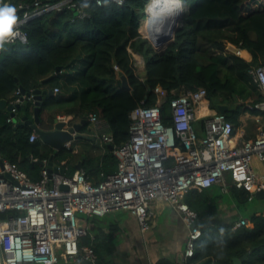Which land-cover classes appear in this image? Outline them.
<instances>
[{
  "label": "trees",
  "instance_id": "obj_1",
  "mask_svg": "<svg viewBox=\"0 0 264 264\" xmlns=\"http://www.w3.org/2000/svg\"><path fill=\"white\" fill-rule=\"evenodd\" d=\"M34 1L10 0L9 5L23 3L30 8ZM149 1L72 0L75 6L28 19L22 26L26 42L1 45L0 98L13 102L21 95L20 85L26 92L52 88V94L42 93L38 109L41 127L51 128L60 111L78 118L97 112L107 119L117 144L128 137L130 111L140 103L157 102V85L166 92L159 102L165 123L169 120L170 98L202 86L206 88L210 108L215 109L217 103L228 105L224 113L234 128L240 125V114H257L260 110L255 103L263 95L248 70L264 63V0H181L184 7L173 38L162 50L153 49L138 30ZM78 9L88 16H79ZM225 43L247 49L250 60L243 58H249L245 50L237 49L239 56L226 50ZM130 50L143 56L144 75L136 74ZM119 72L125 75L129 88L121 86ZM33 108V100L25 95L16 113L29 116ZM9 116L6 108H0L2 158L15 162L30 178L38 180L43 165L33 158L48 160L53 154L61 173L73 174L72 148L55 150L39 140L31 141L30 127H15L14 121H7ZM81 129L93 135L86 124ZM99 162L93 156L82 160V168L94 175V182L117 168L116 156L111 151L102 156L101 166ZM108 163L116 168L106 170ZM184 199L201 219L216 210L215 204H207L205 188L191 187ZM233 225H201V236L188 262L233 264L234 257L247 254L242 264H264L263 213L253 214L246 224Z\"/></svg>",
  "mask_w": 264,
  "mask_h": 264
},
{
  "label": "built area",
  "instance_id": "obj_2",
  "mask_svg": "<svg viewBox=\"0 0 264 264\" xmlns=\"http://www.w3.org/2000/svg\"><path fill=\"white\" fill-rule=\"evenodd\" d=\"M9 1L4 3L9 5ZM75 5L72 0H36L30 8L28 4L18 3L14 6L16 13H20L13 26L15 35L3 43L26 42L22 26L28 19ZM78 15L88 16V13L78 9ZM248 72L263 95L255 107L264 113V63L250 66ZM154 91L155 104L140 103L130 111L128 137L119 144L114 142L105 117L97 112L86 115L93 135L110 145L117 159L116 170L105 174L98 182L91 181L83 168L71 175L61 173L58 165V171H50L47 159H43L40 178L33 180L15 162L2 158L0 152V264L95 260L93 249L80 244L88 233L86 217L124 209L145 229L154 214L150 203L155 200L177 210L186 224L183 257L184 264H190L188 260L202 232L200 225L195 224L199 219L197 211L184 199L187 191L191 187L202 189L216 183L225 189L227 176L232 186L249 195L264 190V178L251 166L253 158L264 162V124L256 127L252 137L242 138L224 112L215 109L213 113L199 114L201 106L209 107L203 86L181 91L170 98L169 120L165 123L159 102L166 92L159 85ZM31 96L28 98L33 100ZM21 101L17 96L11 103ZM199 117L202 136L194 127ZM7 121H14L13 117L10 115ZM29 139L39 140L34 129ZM64 147L70 148V142L66 141ZM61 184L66 188H61ZM247 222L242 219L235 226Z\"/></svg>",
  "mask_w": 264,
  "mask_h": 264
},
{
  "label": "crops",
  "instance_id": "obj_3",
  "mask_svg": "<svg viewBox=\"0 0 264 264\" xmlns=\"http://www.w3.org/2000/svg\"><path fill=\"white\" fill-rule=\"evenodd\" d=\"M232 47L237 48L234 45H232ZM237 49L245 50L249 58H243L250 60L251 54L247 49ZM130 52L133 64L135 61V63L137 62L134 64L135 66L138 64L141 66L143 65L140 75H144L143 56L132 50H130ZM138 56H140L141 59H139ZM138 60L141 63H138ZM214 111L215 109L213 108L208 107V109H206L205 106H201L199 114L213 113ZM18 117L19 115L16 116V118ZM55 117L59 120H70L71 123L80 121L83 116L78 118L73 113L66 114L60 111L56 113ZM28 118H33L32 111ZM199 118L194 122V127L198 135L202 136V121H199ZM13 120L15 119L13 118ZM239 120L240 125L235 128V131L240 137L249 138L254 135L256 127L260 123L264 124V113L261 111H258L257 114L245 112L240 114ZM82 127L83 125L81 128ZM81 128L78 132L86 136L75 138L70 141V148H72V167L76 170L75 165L80 162L82 168V160L85 156L96 157L99 159V165L101 166L102 156L110 151L112 152L110 145L102 142L94 135L89 134V132L82 131ZM86 128L89 129L92 134L94 133L91 124L89 125L86 123ZM41 144L45 143L41 142ZM63 162H65V160ZM54 164L57 165L55 161ZM251 166L252 170L257 175L264 178V162H260L258 159L253 158ZM114 167L115 165L111 166L108 163L105 169L113 170ZM86 173L91 180V177L94 175L90 171ZM91 181H93V179ZM226 181L228 182V176ZM205 192L208 197L207 204H215L216 206L215 212L205 219L212 217L217 218V221H210L207 223L215 225L233 223V226H235L240 220H250L253 214L263 213L264 211V192L262 190L254 191L252 195H249L248 192H244V190L236 187L234 188V186L229 183L225 189L222 184L216 183L205 188ZM150 208L154 214L150 218V225L145 229L141 228L134 215L124 209L110 210L102 216L86 217L88 220L83 217L87 220L88 233L81 238V242H85V244H88L94 250L91 245L93 244L97 249L96 252L94 250L96 258H98V256L102 257L98 258L101 260V263L106 261L108 264H184L183 251L188 228L179 212L159 200L150 203ZM204 224H200V226ZM193 263L196 264L195 262ZM57 264L76 263L61 259Z\"/></svg>",
  "mask_w": 264,
  "mask_h": 264
},
{
  "label": "water",
  "instance_id": "obj_4",
  "mask_svg": "<svg viewBox=\"0 0 264 264\" xmlns=\"http://www.w3.org/2000/svg\"><path fill=\"white\" fill-rule=\"evenodd\" d=\"M4 2H5V0H0V6H3L5 4ZM145 12H146V9H145ZM179 18H180V16H179ZM179 18H178V21H179ZM172 37H173V33H172L171 38L169 40H171ZM3 44H7V42H4ZM58 69H60V68L57 67V70ZM119 75H120V79H121V86L125 87V88H129V85L127 83V79H126L125 75L122 74L121 72H119ZM147 89L150 90L149 85H147ZM19 90H20V94H21L20 95L21 100H23L25 95L29 96L32 94L31 97L34 100L33 118H28L27 115H22V116H19L18 118H16V116H17L16 111H17L20 103H8L6 98H0V108H6L10 112V115L15 119L14 120L15 127H17L19 125H23V124L28 125L30 127V129L35 130V133L38 134L39 140L41 142L48 144L49 146H51L55 150L62 149L64 147V143L66 141L70 142L75 138L86 136L85 134L78 132L79 129L81 128V126L85 125L87 123L86 114H84L83 117L81 118V120L78 122H71L70 123V120H62V119L59 120L57 117H54L51 128L46 129V128H43L40 126V118L38 115V109H39V105L41 104L42 93L47 91L50 94H52L53 90L51 88L43 89V90L40 88H37L31 92H26L25 88L20 85ZM216 109L220 112H225L228 109V105L226 103H217ZM37 161L39 163H41L42 165L44 164V160H42V159H39ZM46 166L48 167V169L50 171H58L57 166L54 164L53 154H51L49 156L47 163H46ZM75 167H76V169L81 168L80 162L77 163L75 165ZM60 187L66 188V186L63 184H61ZM262 191L264 192V190H262ZM210 221H217V218L212 217L209 219H197L195 224L200 225V224H204V223H207ZM246 256H247V254L242 256V257H234L233 258V264H241L243 259L246 258ZM100 263H101V260L96 258L95 260L83 259V260L78 261L76 264H100Z\"/></svg>",
  "mask_w": 264,
  "mask_h": 264
},
{
  "label": "bare ground",
  "instance_id": "obj_5",
  "mask_svg": "<svg viewBox=\"0 0 264 264\" xmlns=\"http://www.w3.org/2000/svg\"><path fill=\"white\" fill-rule=\"evenodd\" d=\"M179 2V0H150L147 4V16L142 19L139 30L155 48L164 45L169 37V29L171 26H176L181 11ZM138 58L141 59L140 56ZM138 63L141 62L138 60Z\"/></svg>",
  "mask_w": 264,
  "mask_h": 264
},
{
  "label": "clouds",
  "instance_id": "obj_6",
  "mask_svg": "<svg viewBox=\"0 0 264 264\" xmlns=\"http://www.w3.org/2000/svg\"><path fill=\"white\" fill-rule=\"evenodd\" d=\"M145 9H146V7H145ZM180 9H181V7H180ZM16 11H17V9L14 6H10L8 4H4L3 6H0V45H2L3 41L6 38L15 35V33L13 32V26L15 25V23L17 22V19H18L17 15H16ZM145 14H146V12H145ZM163 47H165V46H163ZM236 54L239 55L238 51L236 52Z\"/></svg>",
  "mask_w": 264,
  "mask_h": 264
},
{
  "label": "rangeland",
  "instance_id": "obj_7",
  "mask_svg": "<svg viewBox=\"0 0 264 264\" xmlns=\"http://www.w3.org/2000/svg\"><path fill=\"white\" fill-rule=\"evenodd\" d=\"M181 2H182V1L180 0V4H181L180 7H181V10H182V8H183L184 6H183V3H181ZM146 16H147V14H146ZM141 21H142V20H141ZM176 25H177V24H176ZM175 27H176V26L174 25V26H171V28L169 29V33H168V36H169V37L167 38V41H165V43H164L163 46H165V45L170 41L169 39L171 38V35H172V33L174 32ZM138 30H139V29H138ZM140 34H141L142 37H144V38L150 43L151 46H153L152 43L150 42V40L147 39V38L144 36L143 32L140 31ZM168 40H169V41H168ZM229 44H230V43H229ZM229 44H228V43H225V45H224V46H225V49L228 50V51H231V52L236 53L237 48H234V47H232V44H230V45H229ZM163 46H162V47H159V48H156V50H162V49L164 48ZM153 49H155L154 46H153ZM238 52H239V51H238ZM239 56H241V55H239ZM133 65H134V64H133ZM142 66H143V65H142ZM142 66L139 65V64L136 65V66L134 65V70H135L136 74H139V75H140L141 68H143ZM249 119H250V118H249ZM97 138H99V137H97ZM228 183L230 184V178H229V177H228Z\"/></svg>",
  "mask_w": 264,
  "mask_h": 264
}]
</instances>
